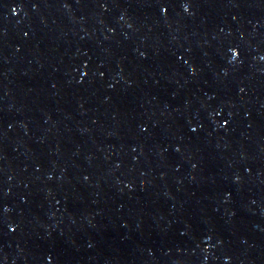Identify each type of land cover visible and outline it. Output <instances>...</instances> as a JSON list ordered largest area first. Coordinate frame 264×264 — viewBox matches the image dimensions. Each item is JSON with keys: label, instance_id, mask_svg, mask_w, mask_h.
I'll use <instances>...</instances> for the list:
<instances>
[{"label": "water", "instance_id": "1", "mask_svg": "<svg viewBox=\"0 0 264 264\" xmlns=\"http://www.w3.org/2000/svg\"><path fill=\"white\" fill-rule=\"evenodd\" d=\"M0 264H264V0H0Z\"/></svg>", "mask_w": 264, "mask_h": 264}]
</instances>
